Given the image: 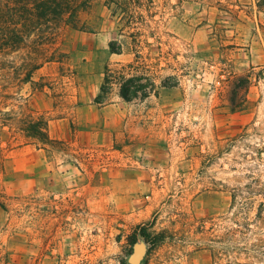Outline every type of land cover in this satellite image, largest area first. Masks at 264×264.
<instances>
[{
    "label": "rangeland",
    "instance_id": "obj_1",
    "mask_svg": "<svg viewBox=\"0 0 264 264\" xmlns=\"http://www.w3.org/2000/svg\"><path fill=\"white\" fill-rule=\"evenodd\" d=\"M153 11L136 71L133 54L110 51L124 23L103 0L18 47L9 37L0 119L48 118L57 143L0 128V264H132L135 251L137 264H264V0H155ZM107 68L157 87L127 102L113 86L103 100L127 107L126 127L118 143L92 144L77 111L97 104ZM139 225L162 243L133 244Z\"/></svg>",
    "mask_w": 264,
    "mask_h": 264
},
{
    "label": "trees",
    "instance_id": "obj_2",
    "mask_svg": "<svg viewBox=\"0 0 264 264\" xmlns=\"http://www.w3.org/2000/svg\"><path fill=\"white\" fill-rule=\"evenodd\" d=\"M93 0H0V52L7 49L10 44L9 37L13 38V47H18L26 34L34 31L42 25L58 27L59 24L78 18L79 13L86 10ZM105 6L111 11V15L119 18L124 23L118 33L119 38L109 43L113 54L122 55L125 50L133 54L135 60L126 65L130 71L136 66L141 56V38L145 35L144 29L148 27V20L152 21L156 16L153 11L155 0H103ZM144 30V31H143ZM152 34V33H150ZM148 44V43H147ZM119 76V77H118ZM237 83L233 89L230 104L233 109L238 108V97L242 89L247 90L251 86L250 75L237 77ZM30 80V79H28ZM119 86L120 96L127 102L134 99H146L150 93L156 92V83L152 76L129 74L118 75L113 70L106 69L101 94L96 98V103L104 104L103 96L110 93L113 86ZM163 87L171 88L174 84L163 83ZM247 102L246 97L243 100ZM15 120L10 114L5 113L0 119V128H15L21 136L34 141L38 145L53 146L57 141L49 134L50 120L43 116L33 117L25 115ZM141 236L153 249L164 240L163 233H150L144 225L136 227L132 235V243Z\"/></svg>",
    "mask_w": 264,
    "mask_h": 264
},
{
    "label": "crops",
    "instance_id": "obj_3",
    "mask_svg": "<svg viewBox=\"0 0 264 264\" xmlns=\"http://www.w3.org/2000/svg\"><path fill=\"white\" fill-rule=\"evenodd\" d=\"M127 107L122 103H86L78 108V126L89 133L90 142L96 143L99 137H106L118 143V131L126 127ZM75 124V123H74Z\"/></svg>",
    "mask_w": 264,
    "mask_h": 264
},
{
    "label": "water",
    "instance_id": "obj_4",
    "mask_svg": "<svg viewBox=\"0 0 264 264\" xmlns=\"http://www.w3.org/2000/svg\"><path fill=\"white\" fill-rule=\"evenodd\" d=\"M140 257H141L140 253L138 251H135V253L132 254L131 257L129 258V261L132 264H137Z\"/></svg>",
    "mask_w": 264,
    "mask_h": 264
}]
</instances>
